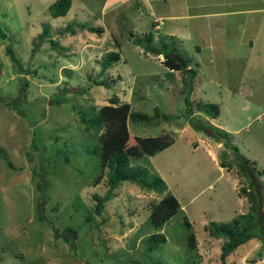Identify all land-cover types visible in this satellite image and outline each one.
<instances>
[{"label": "rangeland", "instance_id": "374dc122", "mask_svg": "<svg viewBox=\"0 0 264 264\" xmlns=\"http://www.w3.org/2000/svg\"><path fill=\"white\" fill-rule=\"evenodd\" d=\"M51 1L0 0V264H219L221 236L207 226L247 210V176L264 213V0H70L57 16L48 13ZM145 33L149 45L169 44L171 56L193 68L194 123L227 131V145L188 122V72L132 41ZM109 51L118 58L100 69ZM197 101L215 103L218 114L200 111ZM92 105L121 109L114 132L82 122ZM153 106L172 116L151 123L130 116ZM157 134L171 141L143 153L135 136ZM93 145L124 151L165 189L123 180L96 213L92 194L103 195L108 183L106 166L87 151ZM235 154L248 158V175ZM167 192L178 208L153 223V204ZM66 226L75 230L71 243L62 238ZM154 232L163 239L148 250ZM224 264H264V238L238 244Z\"/></svg>", "mask_w": 264, "mask_h": 264}, {"label": "trees", "instance_id": "16d2710c", "mask_svg": "<svg viewBox=\"0 0 264 264\" xmlns=\"http://www.w3.org/2000/svg\"><path fill=\"white\" fill-rule=\"evenodd\" d=\"M70 6V0H53L47 5L48 13L52 16L63 15L66 13L67 9ZM82 26H85V22H80ZM43 31L47 32V25L42 26ZM87 29L91 31H95L99 33L102 31L101 26H87ZM4 36L3 33H0ZM143 37L141 35H135L132 41L135 44H138L144 48V50L152 52L154 54L163 53L164 59L162 60L163 63L170 67V68H178L183 71L188 72L186 78H182L183 81V101L185 103V114L189 113L187 120L188 122L194 126L195 128L203 127L204 130L206 128L210 129L213 132V136L218 139L222 138L223 143L227 145L226 137L227 131L220 129L214 125H205L199 122L198 124L194 123L193 116L196 114L192 112L191 109V100L189 99L188 95L191 91V80L194 75L193 68H185L180 64L179 61L175 60L171 56V51L174 50V47L170 46L165 42H161L160 47H156L154 45H149L151 40V35L145 33ZM51 43H54L53 39H49ZM7 53L11 60L20 66L18 58L15 57L13 54L12 48L9 45L5 47ZM176 55L179 54L176 52ZM118 58V53L113 51H109L105 54V56L101 59V66L100 69H104L109 66L110 62ZM180 60L183 62L181 56H179ZM96 84H104L107 86L106 82L102 79L96 80ZM26 84V79L23 78L21 84L19 85L18 94L23 93L24 85ZM116 98V96H114ZM64 100V99H63ZM111 102H115L116 99L109 98ZM6 104L11 105V101L8 98L5 99ZM55 104L61 101V98L54 97ZM126 103V102H125ZM197 109L206 113L210 117H215L218 114V106L209 101H197L195 103ZM117 110H121L118 107H114L113 105H103L101 107H96L94 105L90 106V109L87 112H80V118L82 122L86 124H91L94 130H98L102 125H105V130L107 134L114 132L115 125L114 118L115 114H117ZM130 116L133 120L144 121L146 123L156 122V117L162 119H169L172 115L168 113L160 114L157 106H153V111L151 114H147L140 111H131ZM108 121V123H107ZM202 125V126H201ZM163 135V134H162ZM161 134L157 135H136L135 140L138 142V145L142 149L143 153L150 154L155 149L163 148L164 146L168 145L171 141L169 137L162 136ZM102 147V146H100ZM98 145H93L87 148V151L96 154L98 157V161L100 165L106 166V181L108 183V188L103 195H99L98 193H93V197L95 199L94 203V210L98 213L102 207L103 203L113 196V188L116 187L121 181L127 180L130 182H134L135 184L147 188L153 189L158 192H161L165 189V182L157 173H148L146 168L141 164H132L129 160L128 155L123 151L113 150L111 152L106 151L105 148H100ZM107 148V147H106ZM236 150V146L233 147ZM237 160V166L240 167L241 171L244 174L246 172V166L244 162H249L247 157L242 155L235 154ZM67 159V155L65 156ZM220 165L228 166V162L221 159ZM248 175V174H247ZM248 177V188L241 187V191L247 197L249 204L248 208L244 212H239L228 220L225 221H209L210 224L207 226V230L210 234L214 237H220V244H219V253L218 259L219 264H224L226 256L240 243L251 239L257 238L261 239L264 238V213L260 209V204L262 197L257 196V192L253 189L252 179ZM38 184V182H37ZM178 208V201L174 195L167 192L163 194V196L153 204L152 210L148 216L149 220L153 223L156 221L163 220L169 216H171L174 212H176ZM161 210H165L164 213L159 217V220L156 219V215L161 213ZM88 215V214H86ZM159 223V222H158ZM65 232L62 234V238L67 242L71 243L72 235L69 232H74L75 230L72 229L70 226H66L64 228ZM158 238L159 240L163 239V234L161 232H154L150 233L148 240L147 249H153L157 247L156 241L154 238Z\"/></svg>", "mask_w": 264, "mask_h": 264}, {"label": "water", "instance_id": "95a60500", "mask_svg": "<svg viewBox=\"0 0 264 264\" xmlns=\"http://www.w3.org/2000/svg\"><path fill=\"white\" fill-rule=\"evenodd\" d=\"M172 57H173L174 59H176V60H179L178 56L175 55L174 53H172Z\"/></svg>", "mask_w": 264, "mask_h": 264}]
</instances>
